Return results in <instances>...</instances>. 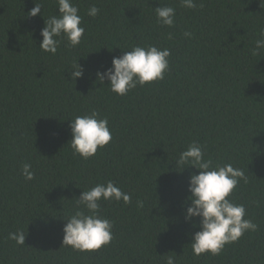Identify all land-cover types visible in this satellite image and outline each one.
<instances>
[{"label": "trees", "instance_id": "16d2710c", "mask_svg": "<svg viewBox=\"0 0 264 264\" xmlns=\"http://www.w3.org/2000/svg\"><path fill=\"white\" fill-rule=\"evenodd\" d=\"M72 0L84 34L76 47L58 37L39 47L57 0H0V264H264V0ZM35 4L41 14L30 16ZM96 6L95 17L87 14ZM175 9V23L156 7ZM190 37H185V32ZM171 33V39L169 38ZM170 50L164 78L126 95L101 84L97 71L133 46ZM255 53V54H254ZM77 64L83 76L73 79ZM99 113L112 140L87 159L71 148L70 119ZM193 142L205 159L244 170L229 199L257 224L218 255L192 253L199 218L186 221L189 176L175 166ZM29 163L35 178L26 180ZM112 181L131 203L101 201L111 242L80 252L62 244V227L82 191ZM195 222V226H193ZM25 232V244L8 238Z\"/></svg>", "mask_w": 264, "mask_h": 264}, {"label": "clouds", "instance_id": "9594fccd", "mask_svg": "<svg viewBox=\"0 0 264 264\" xmlns=\"http://www.w3.org/2000/svg\"><path fill=\"white\" fill-rule=\"evenodd\" d=\"M183 7L194 9L197 7L194 0H181ZM58 14L44 20V27L40 30L42 41L39 47L42 51L55 54L62 35L66 37L71 47H76L84 34L81 26V16L78 7L72 0H57ZM40 4L30 9L29 15L41 14ZM96 6L88 9L87 14L95 17L99 13ZM157 21L163 26L172 27L175 23V9L171 6L156 7ZM190 37V32L184 33ZM264 37V30L260 33ZM171 39V33H169ZM264 48V39L256 41V49ZM170 50L160 49L157 46H133L129 51H123L119 57L114 56L111 67L103 72L97 71V80L103 84L107 79L110 90L118 95H126L137 84L144 85L164 78L169 68ZM255 54V53H254ZM83 67L73 66V79L83 76ZM71 148L74 154L84 159L94 156L98 148H103L111 140L112 135L108 127L107 118H99V113L79 115L70 119ZM175 166L182 171L191 165L199 170L189 176L188 191L190 204L186 207L184 218L186 221L199 218V231L192 234L191 247L194 256L204 253L218 255L225 244L234 243L245 232L257 230V224L245 219L246 208L243 204L234 203L229 199L233 190L242 181L248 183V177L241 168L230 163L222 166L214 164L211 159H205V152L201 145L193 142L182 151L174 161ZM21 174L26 180L35 178L31 165H22ZM101 201H123L131 203V196L123 192L112 181L105 184H96L89 190L82 191L76 198L74 212L67 217L62 227V244L70 246L80 252L98 251L108 245L113 239V223L100 215ZM195 226V222H193ZM8 238L18 245L25 244V232H10ZM165 264H176L174 256H167Z\"/></svg>", "mask_w": 264, "mask_h": 264}]
</instances>
